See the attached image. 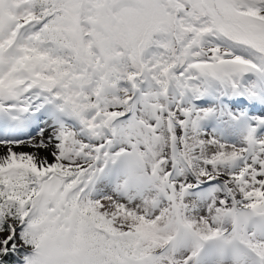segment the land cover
<instances>
[{
  "label": "snow or ice",
  "instance_id": "1",
  "mask_svg": "<svg viewBox=\"0 0 264 264\" xmlns=\"http://www.w3.org/2000/svg\"><path fill=\"white\" fill-rule=\"evenodd\" d=\"M0 264H264V0H0Z\"/></svg>",
  "mask_w": 264,
  "mask_h": 264
}]
</instances>
